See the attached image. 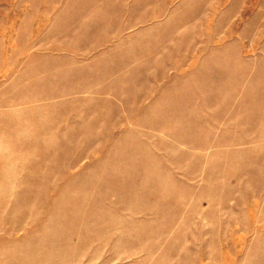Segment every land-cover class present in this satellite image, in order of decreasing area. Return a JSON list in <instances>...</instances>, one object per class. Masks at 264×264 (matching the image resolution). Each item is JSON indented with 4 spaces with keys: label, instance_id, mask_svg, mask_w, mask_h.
<instances>
[{
    "label": "rangeland",
    "instance_id": "rangeland-1",
    "mask_svg": "<svg viewBox=\"0 0 264 264\" xmlns=\"http://www.w3.org/2000/svg\"><path fill=\"white\" fill-rule=\"evenodd\" d=\"M0 264H264V0H0Z\"/></svg>",
    "mask_w": 264,
    "mask_h": 264
}]
</instances>
